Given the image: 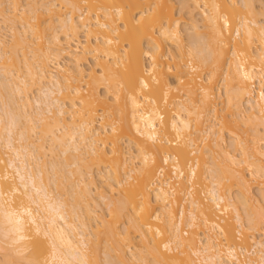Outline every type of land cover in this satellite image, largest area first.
Wrapping results in <instances>:
<instances>
[{"label": "bare ground", "instance_id": "obj_1", "mask_svg": "<svg viewBox=\"0 0 264 264\" xmlns=\"http://www.w3.org/2000/svg\"><path fill=\"white\" fill-rule=\"evenodd\" d=\"M179 1L177 7L173 0H31L32 4L29 0V7L20 8L19 0H0V19L11 25L14 34L9 40L12 43L8 42L0 26V68L4 69L0 76V144L6 156L0 152V255L9 258L6 264H116L110 253H104L106 258L98 262L96 247H90L95 227L103 222L105 235L112 239L121 235L120 240L129 244L131 253H125L123 242L120 251L115 249L125 258L129 254L127 260L118 256L121 264L124 260L145 264L148 249H143L151 245L153 263L149 264H264V239L247 231L264 235L263 208L253 211L248 206L249 198L255 196H251L250 176L264 185V163H257L259 159L254 157L264 158V147L262 143L255 147L254 159L249 141L234 129L239 119H247L241 123H252V131H248L258 138L253 143L264 140V22L257 19L256 6L262 0ZM7 5L12 6L7 9ZM183 24L188 25L185 30L191 32L190 40L185 41ZM195 70L209 75L199 83ZM221 72L227 112L220 118L215 86ZM27 79L38 85L36 97L28 94ZM5 91L15 95L8 99L10 105ZM98 113L101 120L107 117L111 123L96 122ZM40 126L44 136L38 135L35 141L31 134ZM224 130L238 154L220 143ZM196 132L205 135L202 141L215 136L207 150L197 148ZM159 136H165V142L161 139L160 143ZM46 137L51 143L48 147ZM124 137L129 145L126 150L121 147ZM130 145L136 148L139 167H128L136 158L128 155ZM213 148L239 170L234 172L229 165L224 172L213 158L204 172L209 182L202 185L204 196L191 194L204 174L190 156L198 152L204 161V152L212 153ZM47 152L57 158L49 162ZM157 157L164 165L171 164L173 177L159 180L164 166L155 171ZM88 158L94 165L103 164L96 172L108 181L105 187L96 184ZM184 175L191 185L186 194L191 200L188 207L181 204L177 211L174 203L181 197L171 199L178 194L171 183ZM61 178L71 183L69 193L63 192L66 184ZM200 181L198 184L204 183ZM225 181L235 184L239 192H247L238 196L225 192ZM52 183H59L56 190L72 197L64 199L59 191L58 195ZM115 190L119 199L113 195L117 199L111 196L114 201H109ZM95 194L105 203L109 201L110 222L93 208L91 203L102 208ZM72 198L75 203L70 202ZM127 209H131L130 216ZM220 213L233 214L237 226L231 217L222 219ZM123 218L126 224L129 221L122 224H130L125 227L132 226L143 240L137 258L134 245L130 246L134 231L119 229L124 231L121 234L116 227ZM184 223L191 235L183 229ZM197 226L201 232L205 230L201 238L194 230ZM237 233H245L240 242Z\"/></svg>", "mask_w": 264, "mask_h": 264}, {"label": "rangeland", "instance_id": "obj_2", "mask_svg": "<svg viewBox=\"0 0 264 264\" xmlns=\"http://www.w3.org/2000/svg\"><path fill=\"white\" fill-rule=\"evenodd\" d=\"M259 1V0H258ZM30 3H31V0H30ZM30 3H29V0H19V2H18V4H20L19 5V7L21 6H24L23 8H25V7H27L28 6V4L30 5ZM261 3V2H260ZM259 2L257 3V4H260ZM32 4V3H31ZM172 4L173 5H176L177 7H179V5L181 4L180 3V1L179 0H173V2H172ZM7 6H9V7H6L7 9H9V8H11V6L10 5H7ZM258 8H257V16H258V20H260L261 22H264V0H262V5L260 4V5H256ZM20 7V8H21ZM29 7V6H28ZM256 16V17H257ZM198 19H200V17L198 16L197 17ZM250 19H252V17H250ZM4 24V25H3ZM201 24V23H200ZM8 25H10V24H8ZM7 23L5 24V23H3V21H1V19H0V26L3 28V30L5 31V34H7L6 36H7V38H6V36H4L5 37V39H8V42H11V41H9V40H12L13 39V33L11 34V32H12V30H9L10 28H11V25L7 28ZM6 27V28H4V27ZM182 28H183V30H185V29H187L188 28V25L187 24H183V26H182ZM3 30H1V31H3ZM14 32H15V30H13ZM20 31H21V29H20ZM188 31H186L185 30V32L183 33L184 34V38H185V41H187V39H188V37H189V39L188 40H190V36H188V35H190L191 34V32H188ZM3 34H4V32H2ZM4 34V35H5ZM10 35V36H9ZM8 37H10V38H8ZM80 40L82 41V42H84V40H85V37H84V33L82 32V34H81V37H80ZM189 42V41H188ZM12 43V42H11ZM187 43V42H186ZM32 48V47H31ZM30 48V49H31ZM173 49H176V47L174 46L173 47ZM29 49H27V51H28ZM32 50V49H31ZM176 51V50H175ZM21 53H22V51H20ZM30 54V53H29ZM31 55V54H30ZM10 63V62H9ZM88 68H89V65H86V70H88ZM3 69V68H2ZM4 70V69H3ZM3 70H1V68H0V76H1V74L3 75V73H4V71ZM2 71H3V73H2ZM23 71H25V69H23ZM194 73H195V76H197L198 77V82L199 83H201L202 82V80H204L205 79V77H207L208 75H209V73H208V71H202V72H200V70H195L194 71ZM222 73L223 72H221L220 73V75H218L217 76V83H216V86H215V89H216V93H217V96L219 97V98H217L216 100H215V106H217L216 108L217 109H219V112L221 113L220 114V118H221V115H223L222 113H224L225 114V112H227L226 110H227V108H226V110H225V107H226V103H225V100H226V98H225V94H224V90H225V81H223V76H222ZM0 79H2L1 77H0ZM31 80V79H30ZM27 81H28V79H27ZM32 81V80H31ZM27 82V83H29L28 84V86H27V90L29 91L28 92V94L30 95V97H36L37 95H39L38 93V91H39V88H38V85H36V84H34V82ZM82 84L83 85H85V82L83 81L82 82ZM38 90V91H37ZM102 91H101V93L103 94V89H101ZM7 91V90H6ZM4 92V94L6 93L7 95H6V97H5V99H7V102H8V99L10 100L11 98L13 99V97L15 96H13L12 97V95L13 94H11L12 93V91L11 92ZM84 92H86L85 90H83ZM11 95L10 97L8 96L9 94ZM220 95H221V98H220ZM9 97V98H8ZM17 97H19V96H16L15 98H17ZM185 98V97H184ZM11 99V100H12ZM20 99V98H19ZM10 100V101H11ZM10 101L8 102L9 103V105H10ZM32 101H33V99H32ZM217 103V104H216ZM32 109V108H31ZM223 110V111H222ZM101 115H100V113H98V116H97V119H96V122H100L101 124H105V125H109L111 122H108L107 120H106V118L107 117H105L104 119H100L99 117H100ZM231 117V116H230ZM230 117H228L227 119L228 120H231V122H232V124H234V123H236V122H234L235 121V119H230ZM219 118V119H220ZM233 118V117H232ZM235 118V117H234ZM243 119V118H242ZM238 120V122H239V126L237 127V126H234V129H235V133L236 134H238L240 137H241V135L244 137V138H246V139H244L243 137H241L244 141L245 140H247V142H248V145L250 146L251 145V148L249 149L250 151H249V153H251V156L256 152L255 150H256V146H260L261 145V143H262V145L261 146H263L264 147V140H261L259 143H256V145L253 143V140L255 139H258L257 138V136H252V134H254L255 132H251L252 131V126H250V124H252V123H250V124H247L246 126L244 125L245 123H241L243 120H246L245 122H247V119H243V120ZM211 122V121H210ZM244 122V121H243ZM252 122V121H251ZM253 122H255V121H253ZM99 124V123H98ZM117 124H118V122H117ZM207 124H209V122L207 123ZM40 125V124H39ZM253 125H254V123H253ZM251 128V129H249V127ZM254 127V126H253ZM256 127V126H255ZM219 127H216V129H218ZM36 129H38V130H35V132H33L31 135H34V136H31L32 138H33V140H34V138H35V141H36V139H38V138H40V135L41 134H43V133H40V131L41 132H43V127H42V129H41V126H40V128H36ZM247 129V130H246ZM254 129V128H253ZM256 129V128H255ZM248 130H251V131H248ZM246 131H247V133H246ZM34 133H37V135L36 134H34ZM161 133H163V132H161ZM244 133H246V135L244 134ZM164 134V133H163ZM162 134V135H163ZM248 134V135H247ZM38 135H39V137H38ZM161 135V134H160ZM254 135H256V133L254 134ZM42 136V135H41ZM44 136V135H43ZM42 136V137H43ZM167 137H168V139L169 140H173L174 139V137L173 136H171V135H166ZM248 136V137H247ZM250 136L252 137V138H250ZM38 137V138H37ZM160 137V139L159 140H163L164 142H165V140L166 139H163V138H166L165 136H159ZM194 137H195V139H196V143L198 144L197 145V148H200V146H201V149H204V151L205 150H207V147H206V145H207V143H211L212 141H213V139H215V136L213 137V136H210V138L209 139H207L206 141H202L203 140V138L205 137V135L204 134H202L201 132H196V134L194 135ZM126 138L127 137H124V139H122L123 140V143H121V147H123L125 150L127 149V147H128V149H129V145H128V141L126 140ZM217 138V137H216ZM45 139H49L48 137H46ZM253 139V140H252ZM32 139H31V141H33ZM50 140V139H49ZM48 140V142H46L45 141V143H46V146L48 147L49 146V144H51V143H49L50 141ZM122 140H121V142H122ZM162 140H161V142L160 143H162ZM260 140V139H259ZM124 141H126V142H124ZM222 141V142H221ZM220 141V143L221 144H223L222 146H225V148H226V150L229 152L230 151V153L232 152V154L234 153L235 155L236 154H238V152L237 151H235L236 149L234 148V141H233V143H232V141H231V136H230V134L228 133V130H224V132H223V140H221ZM251 141V142H250ZM163 142V143H164ZM125 143V144H124ZM48 144V145H47ZM124 146H123V145ZM167 143H165V145H166ZM252 144L254 145V147L252 146ZM133 145V144H132ZM132 145H130V147L132 146ZM159 145H162V144H159ZM164 145V144H163ZM232 145V146H231ZM134 146V145H133ZM132 146V147H133ZM196 146V145H195ZM195 146L193 147V148H195ZM253 147V148H252ZM197 148H195V149H197ZM254 151H253V150ZM213 150H214V152H210V153H206V152H204V161H202V159H201V157H200V155L198 154V152H197V154L196 153H194V154H192L191 156H190V158H191V160H192V158H193V160H192V162H196V161H198L199 162V165L202 167V169H203V173L202 174H204V172H206V170H207V167L208 166H211V162H212V160H213V158H216L219 162H220V167H221V170H223L224 172H227V170L229 169V168H231V166H232V170L235 172L236 170H239V167H237L236 165H234V167H233V165L232 164H228V162H227V160H226V158H225V156L223 155V154H221V153H219V151H217V150H215L214 148H213ZM225 150V149H224ZM264 150V149H263ZM262 150V151H263ZM128 151V150H127ZM131 153L129 152L128 153V155L130 156V154H133L135 157L137 156V151H136V148L135 147H133V148H131ZM239 151V150H238ZM0 152H1V155L4 157V158H6V156H5V150L3 149V147H2V145L0 144ZM59 152V151H58ZM254 152V153H253ZM200 153V152H199ZM220 154V155H219ZM233 154V155H234ZM256 154V153H255ZM256 155H258V154H256ZM254 156L256 159H257V157H258V159L259 160H256V162L258 163V162H262V163H264L263 161H264V158H263V156L262 157H260V155H258V156ZM47 156L49 157H46V158H48L47 160H50L51 158H52V160H53V158H57V157H54L52 154H51V152L50 153H48L47 152ZM220 156V157H219ZM240 156H238V158H239ZM253 157V156H252ZM253 157V158H254ZM158 158V157H157ZM196 158V159H195ZM254 158V159H255ZM261 158V159H260ZM89 159V158H88ZM55 160V159H54ZM53 160V161H54ZM90 161H91V159H89ZM190 160V161H191ZM90 161H88V163L90 162ZM139 161H140V158L139 157H136V158H133V161L131 160V162L129 161V165H128V167H139L140 166V163H139ZM253 161H255V160H253ZM49 162H52L51 160L49 161ZM94 162V161H93ZM156 162V161H155ZM154 162V163H155ZM91 164H92V161L90 162ZM153 163V164H154ZM204 163V164H203ZM156 165H157V168H155V169H157V170H155L156 172H158V170H159V168H162V167H160V166H164L163 167V176L159 179V180H165V179H168V178H170V176H172L173 175V173H171L172 172V166H171V164L170 165H167L166 166V164L164 165V162H163V160L160 158H158V162H156L155 163ZM99 164H97V163H95V165L94 164H92V174H93V176L95 175V180L97 181H95L96 182V184L99 186V187H105V184H107L108 183V181L106 180V179H102V178H105V177H102V178H100L98 175H100L99 173L97 174V172H99V170H98V168L100 169V167H101V169H102V165L100 164V166H98ZM152 165V164H151ZM229 165H231V166H229ZM245 165V164H244ZM243 164L241 165V166H243L242 168H244L245 166H244ZM154 166V165H153ZM229 166V167H228ZM235 166H236V169H235ZM239 166V165H238ZM156 167V166H155ZM238 168V169H237ZM241 168V167H240ZM241 168V169H242ZM100 169V170H101ZM128 169V168H127ZM240 169V170H241ZM189 170V166H187L185 169H184V171H185V174H188V171ZM231 170V169H230ZM231 170V171H232ZM97 171V172H96ZM229 171V170H228ZM245 172V175H247L248 176V173L250 172H248V169L247 170H244ZM155 172V173H156ZM198 172H199V169H198ZM238 172V171H237ZM50 174H52V173H50ZM206 174V173H205ZM201 175L202 176V178L200 177V179H202V180H204L203 182L204 183H200V184H198L199 183V181H200V179H199V181H197V180H194V182H198L197 184L196 183H194L195 185H193V183L191 182V184L194 186V187H192V189H194V190H192V192H191V190H190V183L187 181L186 182V180L188 179H185L186 178V176L187 175H184V178L183 179H185V180H183L182 178V180L183 181H180L179 179H176V180H174V181H172V183H171V185H175V188H177L176 190H177V192H178V194H177V196H176V191H174V196L171 198L172 200H174L173 198H176V197H178V195H179V197H181V198H179L180 200H178V202H177V204H176V201H177V198H176V201H175V203H174V207H176L177 208V211H178V209L180 208V205L181 204H184L185 205V207L187 206H189V200H191V198L189 197V196H187L186 194H189V190H190V193L191 194H194V195H196L197 196V194H201V196L203 195L204 196V194L205 193H203V190H205V181H207L205 178V176L206 175ZM53 175V174H52ZM52 175H50V176H52ZM156 176H155V178H157V173L155 174ZM159 176V175H158ZM250 176V175H249ZM247 177L248 178V180L250 179V177H252V178H254L253 176H250V177ZM97 177V178H96ZM141 177V176H140ZM173 177V176H172ZM171 177V178H172ZM199 177V176H198ZM53 178V177H52ZM55 178V177H54ZM53 178V179H54ZM65 178V177H64ZM64 178H61V180L63 179L64 180ZM74 178V180H76L75 178L76 177H73ZM197 178V177H196ZM250 179L251 181L249 182L250 184H251V186H252V191H253V194L251 195V196H253L254 194H255V196L253 197V199H254V201H255V203H254V201H253V204H251L252 203V197L251 198H249L250 196L248 195V193H247V195H248V197H247V199L249 198L250 199V201H251V203H248V204H250V205H248V206H250L251 207V209L253 210V211H256L257 210V208H258V210H261L262 208V210H261V212H263V210H264V201L261 199L262 197H260V196H262L261 195V185H262V183H260V182H258V181H260V180H256L258 183H256V181L254 180V179ZM56 179V178H55ZM54 179V180H55ZM66 179V178H65ZM62 180V181H63ZM67 180V179H66ZM105 180V181H104ZM178 180V181H177ZM202 180L200 181V182H202ZM60 181V180H59ZM65 181V180H64ZM63 181V182H64ZM88 181H89V179H88ZM176 181L178 182V183H176ZM179 181H180V183H179ZM231 182H232V180H230ZM230 181H225V192H231L232 194H234V196H238V193H241V192H243V193H245V192H247V191H241V192H239L240 190H239V188L235 185V184H231V182ZM253 181H254V183H253ZM66 182V181H65ZM64 182V183H65ZM105 182H107V183H105ZM136 182V181H135ZM181 182H182V185L180 186V184H181ZM184 182V183H183ZM208 182V181H207ZM67 183H68V181H67ZM67 183H65L67 186H68V188H67V186L65 185V184H63L62 182H61V184L62 185H65L64 187H65V191H63V192H65V194H66V191L68 192V190H69V186H71V183H70V185H68ZM189 183V184H188ZM209 183V182H208ZM207 183V184H208ZM232 183H234V182H232ZM53 185H56V186H54L53 188H54V190H56V188L58 187V186H60L59 185V183H57V184H54V183H52ZM188 184V185H187ZM206 184V185H207ZM253 184V185H252ZM170 185V186H171ZM179 185V186H178ZM186 185V186H185ZM190 185V186H189ZM202 185H204V186H202ZM229 185H233L232 187L231 186H229ZM169 186V187H170ZM185 186V187H184ZM189 186V187H188ZM250 186V187H251ZM129 187V186H128ZM131 187V186H130ZM171 187H173L174 188V186H171ZM259 187V188H258ZM264 187V185H262V188ZM63 188V187H62ZM187 188H189L188 190H187ZM70 189H71V187H70ZM152 189H154V188H151V193H152ZM226 189H230L231 191H226ZM62 189H57L56 191L58 192H60ZM181 190H183V191H181ZM187 190V191H186ZM59 192L57 193L58 195H59ZM63 192H60V193H62V195L64 196L65 194L63 193ZM116 192V190L113 192V193H115ZM69 193V192H68ZM98 194V193H97ZM97 194H95L96 195V200L98 199V202L99 203H102L101 205V207L104 209V210H102V208H99V207H97L94 203H91L92 204V206H93V208L95 207V209H97V213H99V215H101L102 216V218L104 219L105 218V220H107V221H109L110 222V219H111V215H110V209H108L109 207L108 206H106L107 205V202H109V201H112L115 197L113 196V195H115V196H118L117 198L119 199V195H120V193H118V194H112V193H110L108 196H109V198L111 199H109V201H106V203L100 198V197H98L97 196ZM112 194V195H111ZM69 195V194H68ZM186 195V196H185ZM193 195V196H194ZM111 196L112 197H114L113 199L111 198ZM185 196V197H184ZM200 196V195H199ZM70 197H72V196H70ZM70 197H67V195H65V197H64V199L65 198H70ZM120 197H122V196H120ZM188 197L190 198V199H188ZM195 197V196H194ZM117 198H115L114 200H116ZM185 200H184V199ZM193 198V197H192ZM78 199H80V198H78ZM121 199V198H120ZM249 199H248V202H249ZM252 199V200H251ZM71 199H69V201H70ZM72 200L73 201H70V202H74V199L72 198ZM83 200V199H82ZM86 200H87V198H86ZM113 200V201H114ZM184 200V201H183ZM256 200L258 201V202H256ZM262 200V201H261ZM181 201V202H180ZM187 201V202H186ZM189 201V202H188ZM260 201V202H259ZM81 202V203H80ZM91 202V201H90ZM92 202H93V200H92ZM97 202V201H96ZM184 202V203H183ZM75 203V202H74ZM79 203H80V205H81V207H82V201H80L79 200ZM98 203V204H99ZM177 205H178V207H177ZM253 205V206H252ZM97 207V208H96ZM108 207V208H107ZM257 207V208H256ZM157 208V207H156ZM241 209H242V212H243V215H246V211H245V209H244V207L243 206H241ZM131 209H127V211L126 212H128L129 211V213L130 214H127V215H131V211H130ZM126 212H125V214H126ZM258 212H260V211H258ZM231 213V212H230ZM228 214V213H227ZM227 214H224L223 215V213H220V214H218L221 218L222 217H226L227 218V220H228V218H230V220L232 221V223L234 222V219H233V214H230L231 216L229 217H227ZM104 215H105V217H104ZM127 215H125V217L124 218H127V217H129V216H127ZM229 215V214H228ZM123 218V219H124ZM164 218V217H163ZM100 219V218H99ZM103 219H101V220H103ZM128 219V218H127ZM166 220H167V217L165 218ZM223 219V218H222ZM226 220V219H225ZM122 219L119 221L120 222V224H117L116 225V227L118 228V230L119 229H122V230H124V228H126V227H129L130 226V224L128 225V226H126L127 224H128V221L129 220H127V224L125 223L126 222V219H124V221H122ZM221 221H223V220H221ZM92 223H93V226L95 225V220H93L92 219V221H91ZM225 222V221H224ZM91 223V224H92ZM99 223V222H98ZM98 223H96V224H98ZM104 223V222H103ZM101 224L99 227H95V228H97V230L96 229H94V231H95V235H94V237H92L91 238V246L90 247H96L95 249H96V251H97V258L99 259V261L98 262H100L102 259H104V257L106 258V256L107 255H109V253H110V255H112V257L111 258H115V259H112V260H115V262L114 263H116V264H118L120 261H123V260H120V257H121V259H124L125 258V256L124 255H122L120 252H118V254L117 253H115L116 251H115V249H117L118 251H120V247L122 246H124V244L123 243H125V241L126 240H120L121 239V237L119 236L118 237V239H116V238H114V239H112V238H110L109 236L110 235H105L104 233H106V224L104 225V224ZM106 223V222H105ZM122 223H124V224H126V225H124V224H122ZM223 223V222H222ZM236 223L237 222H234V224L236 225ZM185 224V223H184ZM184 224H183V229H185L187 232H189V234L191 235V229H189V228H187V226H186V224H185V226H184ZM199 226H201L202 227V223L200 224V222H199V224H198ZM204 225V224H203ZM126 226V227H125ZM199 226H197V228L195 227L194 228V230H196L197 231V233H198V235H199V237L201 238L202 236H203V234H202V232H204L206 229V227L205 228H203L202 227V229H205V230H203L202 232H201V228L199 227ZM237 226V225H236ZM133 227L131 226V228L130 229H132ZM238 228V227H237ZM100 229V230H99ZM104 229V230H103ZM127 229V228H126ZM130 229H127V230H130ZM135 229H132V231H134ZM154 230V229H153ZM181 230H182V228H181ZM100 231L102 232V233H100ZM120 231V230H119ZM125 231V230H124ZM124 231H120V233L121 232H124ZM237 231H238V229H237ZM248 231V233L249 234H254V236H256L255 238L257 239V236H258V239H261V238H263L264 239V235H262L261 233H258L257 234V231H253V230H247ZM131 232V231H130ZM135 232V231H134ZM130 233L131 235H133V236H131L130 238H131V240H130V242H132V244H130V246H132V245H134V250L132 251L133 253L135 252V257L137 256H139V252L143 249V247H141V246H144V244H143V240L141 241L140 240V238H139V234L137 233V232H135V233ZM99 233V234H98ZM126 233V232H125ZM125 233L123 234L124 236H125ZM199 233H201V236H200V234ZM215 233V232H214ZM217 233V232H216ZM215 233V234H216ZM122 234V233H121ZM261 234V235H260ZM127 235V234H126ZM237 238H238V242H240V240L242 241V239L244 238V236H245V233L244 234H239V233H237ZM260 235V236H259ZM166 236H169L168 234L166 235ZM112 237V236H111ZM196 237H198V236H196ZM218 237H221V236H218ZM243 237V238H242ZM124 238V237H123ZM139 238V239H138ZM242 238V239H241ZM116 239V240H115ZM133 239V240H132ZM135 239V240H134ZM158 239V238H157ZM159 239H161V238H159ZM220 238H218V240H219ZM29 240H33V238H29ZM197 240H198V238H197ZM221 240H223V241H225L224 240V238L223 237H221ZM220 240V241H221ZM254 239H252L251 237L249 238V242L251 241V243L253 244V241ZM121 241V242H120ZM222 241V242H223ZM123 242V243H122ZM222 242H221V244H222ZM126 243H128L127 241H126ZM125 243V244H126ZM140 243V245H138ZM225 243V242H224ZM250 243V246L249 247H251V244ZM146 244V243H145ZM129 245V244H128ZM128 245L126 244L125 246H124V250L126 251L125 253L127 254V252H128ZM120 246V247H119ZM152 246V245H151ZM151 246H149V248H144L143 249V251H145L146 249H148V250H146L145 251V253L147 254H145L146 256V260H148V261H145V264H149V262H151L152 260H153V257H152V250H150L151 249ZM222 246L224 247V245L222 244ZM248 247V248H249ZM126 248V249H125ZM142 248V249H141ZM39 249H40V251L42 250V248H41V246L39 247ZM181 249V248H180ZM179 249V250H180ZM29 250H32L31 248L29 249ZM103 250H104V252H103ZM106 250H107V252H106ZM109 250H111V252H109ZM178 250V251H179ZM99 251V252H98ZM176 252H178L177 250H175ZM42 252V251H41ZM100 252H101V254H100ZM103 252V253H102ZM0 253H2V252H0ZM104 253H108L107 255H103ZM121 255H120V254ZM128 253H131L130 251L128 252ZM137 254V255H136ZM245 255H249L247 252H245ZM3 256V254H1L0 255V264H3V263H5L4 261H6L7 259H9V258H6L5 260H4V257H2ZM5 256V255H4ZM100 256V257H99ZM118 256H120L119 257V259H118ZM124 258H123V257ZM128 256H129V254H128ZM128 256L125 258L126 260H127V258H128ZM117 257V258H116ZM136 257V258H137ZM148 257V258H147ZM152 257V258H151ZM101 258V259H100ZM131 258V257H130ZM194 258H196L195 256H194ZM117 259V260H116ZM130 260V259H129ZM135 260V259H134ZM128 262V263H127ZM127 262H125V260H124V263H126V264H139V263H137V262H133V260H131V263L129 262V261H127ZM146 262H148V263H146ZM94 263V262H93ZM100 263H102V262H100ZM124 263H122V264H124ZM143 263V262H142ZM141 262H140V264H142ZM151 263H153V262H151ZM6 264V263H5ZM8 264V263H7ZM97 264V263H96ZM119 264H121V262L119 263ZM144 264V263H143Z\"/></svg>", "mask_w": 264, "mask_h": 264}, {"label": "built area", "instance_id": "obj_3", "mask_svg": "<svg viewBox=\"0 0 264 264\" xmlns=\"http://www.w3.org/2000/svg\"><path fill=\"white\" fill-rule=\"evenodd\" d=\"M158 174H159V178H161L163 176V171L160 169Z\"/></svg>", "mask_w": 264, "mask_h": 264}]
</instances>
